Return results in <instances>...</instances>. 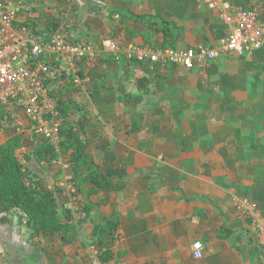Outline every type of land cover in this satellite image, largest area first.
Returning a JSON list of instances; mask_svg holds the SVG:
<instances>
[{
    "label": "crops",
    "instance_id": "obj_1",
    "mask_svg": "<svg viewBox=\"0 0 264 264\" xmlns=\"http://www.w3.org/2000/svg\"><path fill=\"white\" fill-rule=\"evenodd\" d=\"M6 2L23 23L52 33L68 19L75 42L97 46L111 40L164 48L153 24L126 13L175 23L174 48L182 50L216 45L232 31L225 16L237 7L264 21V0ZM79 75L77 82L64 80L77 93L64 99L85 112L87 151L101 176L119 169L130 179L89 199L95 210L71 241L33 232L19 210L0 202V264H102L92 224L113 213L119 225L104 242L114 258L103 264H264V48L218 58L204 74L107 53ZM17 134L38 144L27 130L0 127V145ZM30 151L17 152L28 177L40 190L58 187L73 217L78 190L71 196L62 185L74 181L75 169L60 152L48 164ZM224 225L232 230L227 239L218 236Z\"/></svg>",
    "mask_w": 264,
    "mask_h": 264
},
{
    "label": "built area",
    "instance_id": "obj_2",
    "mask_svg": "<svg viewBox=\"0 0 264 264\" xmlns=\"http://www.w3.org/2000/svg\"><path fill=\"white\" fill-rule=\"evenodd\" d=\"M225 20L232 25V31L214 46L182 50L131 42L121 47L111 40L97 46L92 42H75L73 32L68 30L71 26L68 19L62 18L64 28L52 33L23 23L19 9L0 0V127L27 130L59 152L65 117L59 105L64 97L58 88L65 79L77 82L79 72L95 66L107 53L139 63L170 65L204 74L218 58L264 48V21L256 11L237 7ZM20 110L27 125L18 114ZM62 186L74 196L76 187L70 177ZM241 206L247 214L252 212L248 202ZM201 246L200 242L193 244L195 250Z\"/></svg>",
    "mask_w": 264,
    "mask_h": 264
},
{
    "label": "trees",
    "instance_id": "obj_3",
    "mask_svg": "<svg viewBox=\"0 0 264 264\" xmlns=\"http://www.w3.org/2000/svg\"><path fill=\"white\" fill-rule=\"evenodd\" d=\"M124 15L132 21L153 24L162 35V46L174 48L175 40L179 35V29L175 23L164 19L156 20L146 15L133 16L129 13ZM129 33L135 37L136 33L132 31ZM59 105L65 120L58 149L64 159L75 169L74 182L78 190L76 197L79 207L75 210L73 217L70 214L68 217V213L65 214L66 209L59 199L58 187L54 191L40 190L35 181L28 177L17 158V152L21 146L20 134L0 145V202L6 210H19L26 217L27 226L33 232L71 241L76 238L80 224L90 218L95 210V206L89 199L99 192L123 186L130 177L123 178L119 169H109L107 176H101L99 165L87 151V139L83 128L85 112L77 103L69 99L59 100ZM30 152L39 163L48 164L58 155L55 149L42 138H38V144L32 146ZM27 158H30V154ZM86 183H89V186L81 190L80 188ZM92 225V239L97 240L101 248L98 259L102 264L107 263L114 258V254L105 246L104 240L117 231L118 214L99 217L93 221ZM231 235L232 230L225 225L218 233L222 239H227Z\"/></svg>",
    "mask_w": 264,
    "mask_h": 264
},
{
    "label": "rangeland",
    "instance_id": "obj_4",
    "mask_svg": "<svg viewBox=\"0 0 264 264\" xmlns=\"http://www.w3.org/2000/svg\"><path fill=\"white\" fill-rule=\"evenodd\" d=\"M4 1H7V0H4ZM8 1H15V0H8ZM69 83L70 82H66V81H64V84H62V85H60L59 86V92H60V94H61V96H63L64 98L65 97H74V96H76V94L77 93H75V91H73L70 87H69ZM18 114H19V116H21V117H23V118H25V115H24V113H23V111L22 110H20V111H18ZM9 131H12V130H9ZM24 140H26L24 137H23V140H21V146L27 151V152H29L30 150H32V144L33 143H31V144H28V143H26V142H24ZM23 142V143H22ZM26 159V158H25ZM27 160V159H26ZM25 160V161H26Z\"/></svg>",
    "mask_w": 264,
    "mask_h": 264
}]
</instances>
